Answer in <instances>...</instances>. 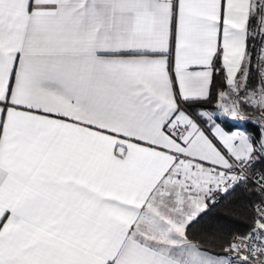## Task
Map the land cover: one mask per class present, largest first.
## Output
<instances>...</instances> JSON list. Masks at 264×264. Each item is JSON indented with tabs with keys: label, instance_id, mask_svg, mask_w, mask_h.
I'll return each mask as SVG.
<instances>
[{
	"label": "snow or ice",
	"instance_id": "1",
	"mask_svg": "<svg viewBox=\"0 0 264 264\" xmlns=\"http://www.w3.org/2000/svg\"><path fill=\"white\" fill-rule=\"evenodd\" d=\"M260 157L264 0H0V264H264L188 233Z\"/></svg>",
	"mask_w": 264,
	"mask_h": 264
},
{
	"label": "trees",
	"instance_id": "2",
	"mask_svg": "<svg viewBox=\"0 0 264 264\" xmlns=\"http://www.w3.org/2000/svg\"><path fill=\"white\" fill-rule=\"evenodd\" d=\"M220 81L221 77H217L218 85ZM214 104V100L209 101L206 107L211 110ZM240 126L258 137L259 130L254 124L242 121ZM257 164L264 171V157H260ZM257 198L250 181L235 184L219 200L209 202L207 210L189 226V237L201 242L202 247L211 252H224L225 241L232 234L243 233L249 227L252 219L250 209Z\"/></svg>",
	"mask_w": 264,
	"mask_h": 264
},
{
	"label": "built area",
	"instance_id": "3",
	"mask_svg": "<svg viewBox=\"0 0 264 264\" xmlns=\"http://www.w3.org/2000/svg\"><path fill=\"white\" fill-rule=\"evenodd\" d=\"M259 160V158L256 160V162L252 165L251 167V171H250V178L248 179V181L251 182L252 184V188L254 190V192L256 193V195L258 196L257 200L255 201L254 204H258L260 201L264 200V191H261V186H264V180L260 179L261 175L264 174V171L261 170L257 164V161ZM233 187V186H232ZM223 195V193H217L214 197V201H217L220 199V197ZM252 225V219L250 222L249 227L247 228V230L243 233H234L231 235V238H234L236 236L239 235H244L246 234ZM231 256H234L235 254L230 253Z\"/></svg>",
	"mask_w": 264,
	"mask_h": 264
},
{
	"label": "rangeland",
	"instance_id": "4",
	"mask_svg": "<svg viewBox=\"0 0 264 264\" xmlns=\"http://www.w3.org/2000/svg\"><path fill=\"white\" fill-rule=\"evenodd\" d=\"M241 123H242V120L232 121V124H234V125H236V126H238V127H240V128H242V127L240 126ZM242 129H243V128H242ZM214 253L225 254L224 252H214Z\"/></svg>",
	"mask_w": 264,
	"mask_h": 264
},
{
	"label": "crops",
	"instance_id": "5",
	"mask_svg": "<svg viewBox=\"0 0 264 264\" xmlns=\"http://www.w3.org/2000/svg\"><path fill=\"white\" fill-rule=\"evenodd\" d=\"M210 110V109H209ZM260 159V158H259ZM211 252V251H210ZM227 255H231L230 253H228Z\"/></svg>",
	"mask_w": 264,
	"mask_h": 264
}]
</instances>
